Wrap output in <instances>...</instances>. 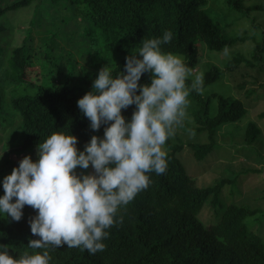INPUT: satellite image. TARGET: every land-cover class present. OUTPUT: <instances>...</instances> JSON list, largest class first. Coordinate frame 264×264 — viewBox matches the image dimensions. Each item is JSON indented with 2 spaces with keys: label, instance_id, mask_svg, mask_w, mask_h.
<instances>
[{
  "label": "trees",
  "instance_id": "16d2710c",
  "mask_svg": "<svg viewBox=\"0 0 264 264\" xmlns=\"http://www.w3.org/2000/svg\"><path fill=\"white\" fill-rule=\"evenodd\" d=\"M43 1L50 7L63 2L75 22L84 21L86 27L79 37L88 42L86 45L90 52L87 54L91 55L85 65L67 57L63 83H41L10 99L21 120L20 149L31 150L56 131L76 136L80 151L90 142L92 135L102 136L107 125L102 124L98 131L92 130L90 121L78 108V99L92 90L100 68L107 65L114 76L119 74L125 70L126 57L132 50L142 46L145 39L162 37L166 30L173 36L170 43L162 45L163 50L181 55L192 70L201 57V45L210 51L220 52L237 42L254 40L249 58L235 53L222 67L208 65L203 72L204 88L219 80L224 71L232 72L243 64L253 65L252 60L260 62L256 65L258 72L264 70L261 63L264 28L254 24L262 31L258 41L249 34L226 37L219 23L205 9L208 0H11L8 4L0 0V16L9 10ZM255 8L260 9L261 5L243 6L242 0H233L228 9L247 14ZM4 30L6 27L0 22V35ZM34 41L35 37L29 30L21 44L11 50L9 70L13 80H27V70L33 69L38 49L54 47L52 38L50 43L36 47L32 46ZM2 48L0 44V54L3 53ZM56 66V73H61L60 62ZM77 70L82 72L79 77L74 76ZM192 79L189 77V85ZM150 80L151 74L144 73L139 83L143 85ZM237 88L244 89L245 82ZM241 99L216 92L203 95L192 91L189 96L192 122L185 120L182 130L194 137L202 136L204 141L184 142L177 133L174 139L169 138L165 145L168 154L166 172L162 175L149 173V187L120 210L118 218L122 216L123 221L107 230L109 236L103 240L105 250L90 254L87 250L66 245L50 247L49 264H264V236L253 231L247 219L259 209L238 205L235 201L224 202L221 197L231 179L222 177L212 185L200 186L197 177L202 173H187L178 158L179 152L188 148L193 157L198 161L204 160L209 169V156L224 147L217 140L218 130L241 120L247 113ZM2 106L3 97L0 95V116ZM134 110L135 105L122 110L126 120L131 119ZM259 117H264V111ZM260 134L257 123L249 121L243 133L244 147L253 150L250 144L260 141ZM14 151L19 152L18 149ZM254 152L251 158L259 163V152ZM8 165L13 169L10 163ZM240 172L249 170L246 168ZM0 194H4L3 184H0ZM206 203L213 210V219L209 222L201 218ZM22 211L19 221L0 215V251L6 246L15 257L25 250L31 252L27 244L30 239L38 238L32 235L29 224L36 211L27 205Z\"/></svg>",
  "mask_w": 264,
  "mask_h": 264
},
{
  "label": "clouds",
  "instance_id": "9594fccd",
  "mask_svg": "<svg viewBox=\"0 0 264 264\" xmlns=\"http://www.w3.org/2000/svg\"><path fill=\"white\" fill-rule=\"evenodd\" d=\"M172 32L145 39L126 57L125 70L113 75L105 65L92 90L78 99V108L103 138L92 135L83 151L77 137L51 133L37 145V160L25 155L3 179L0 214L19 221L25 205L36 211L29 220L31 233L18 257L5 246L0 264H49L50 247L80 248L90 254L104 251L108 229L122 223V208L151 184L149 173L167 170L166 142L184 126L192 91L204 92L203 73H193L184 59L163 50ZM227 54V48L224 50ZM144 73L150 83H139ZM189 77H194L189 85ZM135 105L131 119L123 109ZM91 173L77 174L76 169ZM42 250V251H41Z\"/></svg>",
  "mask_w": 264,
  "mask_h": 264
},
{
  "label": "rangeland",
  "instance_id": "374dc122",
  "mask_svg": "<svg viewBox=\"0 0 264 264\" xmlns=\"http://www.w3.org/2000/svg\"><path fill=\"white\" fill-rule=\"evenodd\" d=\"M4 1L8 4L11 0ZM232 1L208 0L205 9L212 19L219 23L226 37L234 38L249 34L253 35L255 41L261 40L262 31L255 28L254 24L264 28V0H242L243 6L261 5L260 9H252L247 14L242 11L229 10ZM77 19H80V16ZM75 20L63 2L55 7H50L48 2L43 1V3H34L25 8L9 10L0 16V22L6 27V30L0 35V44L3 47V53L0 54V95L3 97V112L0 116V184H3L4 177L12 171L9 169L8 163L14 168L19 165L25 155H30L34 161L38 159L37 147L31 150L20 149L22 145L21 120L18 112L13 110L10 99L17 94L29 92L34 86L41 83L51 84L53 81L63 83L62 80L67 73L64 66L67 57L85 65L87 57L91 55V53L87 54L89 47L86 44L88 42L79 37L80 32L82 35L85 30L86 24L82 20L81 22H75ZM29 30L35 37L33 47L50 43V38L53 39L54 47L39 48L35 54L33 69L27 70V80L14 79V81L9 70L10 53L14 47L21 44ZM53 34L54 37H51ZM78 38L80 39L77 41ZM254 45L253 39L237 42L227 48V54H225V49L215 52L201 45V57L193 73H203L210 64L222 67L235 53H241L249 58ZM59 62L62 71L56 73L55 68ZM251 62L253 65L243 64L232 72L224 71L219 80L204 88L203 95L216 92L235 98L242 97V103L247 108V113L241 120L225 125L218 130L217 140L224 147L209 156L208 161H211L209 169L207 163L204 160L195 159L188 148L179 152L178 158L187 173H196V175L199 174L198 172L202 173L197 177V183L200 186L212 185L222 177L231 179V183L225 187L221 199L223 198L224 202L235 201L238 205L258 208L259 211L256 214L247 218L248 226L264 236V117H259L260 112L264 111V70L258 72L256 65L260 63L259 61L252 60ZM261 63L264 67V54ZM81 75L82 72L79 70L74 73L75 77ZM242 82H245V88H237V85ZM72 83L70 82V84ZM191 108L192 103L190 102L187 109L186 121L188 122H192ZM249 121H255L261 129L260 141L256 140L250 144V148L253 150L244 147L243 133ZM176 133L184 142L204 141L202 136L194 137L190 133H184L182 128H178ZM103 135L100 137L103 138ZM174 138L175 136L172 139ZM17 149L19 152L15 153L14 150ZM254 151L259 152V163L256 159L251 158ZM246 168L249 172H240ZM92 171L91 165L86 170L76 169L77 174H87ZM201 218H205L203 220L205 222L213 219V210L210 204L204 205Z\"/></svg>",
  "mask_w": 264,
  "mask_h": 264
}]
</instances>
